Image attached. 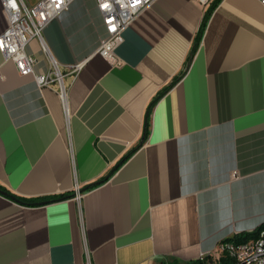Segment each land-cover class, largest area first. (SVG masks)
Segmentation results:
<instances>
[{
    "label": "crops",
    "instance_id": "obj_1",
    "mask_svg": "<svg viewBox=\"0 0 264 264\" xmlns=\"http://www.w3.org/2000/svg\"><path fill=\"white\" fill-rule=\"evenodd\" d=\"M214 2L155 0L111 63L97 52L95 0H74L44 30L50 53L28 47L36 73L52 57L84 63L66 77L69 118L56 85L40 88L0 52V185L74 194L30 206L0 193V264H191L264 224V6L220 0L191 57ZM176 77L143 142L150 103Z\"/></svg>",
    "mask_w": 264,
    "mask_h": 264
},
{
    "label": "built area",
    "instance_id": "obj_2",
    "mask_svg": "<svg viewBox=\"0 0 264 264\" xmlns=\"http://www.w3.org/2000/svg\"><path fill=\"white\" fill-rule=\"evenodd\" d=\"M74 0H37L33 5L27 0H0L7 19V28L0 35V52L6 60H12L21 75H32L40 88L56 85L57 94L66 118L70 112L67 106L68 85L66 77L76 79L84 63L62 68L52 57L51 68L46 73H36L38 63L35 56L28 52L30 42L37 40L43 52L50 53L44 30L49 23L69 10ZM155 0H95L102 17L105 37L97 50L111 63H118L117 48L123 42V33L136 18ZM207 4L212 0H196ZM264 6V0H259ZM79 197L80 187L75 186ZM209 256L213 263L222 264V258L231 260L228 264H264V230L258 238L246 242L226 239L214 252L202 254L201 260Z\"/></svg>",
    "mask_w": 264,
    "mask_h": 264
},
{
    "label": "trees",
    "instance_id": "obj_3",
    "mask_svg": "<svg viewBox=\"0 0 264 264\" xmlns=\"http://www.w3.org/2000/svg\"><path fill=\"white\" fill-rule=\"evenodd\" d=\"M220 0H215V2L212 4V6L210 7V9L207 11V13L204 16V19L202 21L199 33L196 37V42L194 44V47L192 48V52H191V57L194 55V53L196 52V50L198 49V46L200 44L204 29L206 27L208 18L211 14V12L213 11V9L217 6V4L219 3ZM180 79V77H176L173 82L167 86L166 88H164L159 94L158 96L150 103V106L148 107V111L146 114V124L144 127V132H143V142L145 141V139L147 138L148 135V125H149V119H150V114L152 109L154 108V106L156 105V103L158 102V100L163 97L173 86L174 84ZM142 142V143H143ZM141 146V144H139L138 146H136L134 149H132L126 156H124L116 165L115 167L112 169V171L104 178H101L99 180H97L96 182L86 186L85 188H83L82 190L80 189V192L82 193L85 190H89L91 188L97 187L101 184H103L105 181L108 180V178L110 177V175H112L119 167H121V165H123V163L125 161H127L133 154L134 152ZM0 191L3 192L5 195H7L8 197L14 199L15 201H17L18 203L24 204V205H30V206H38V205H44V204H49V203H53L56 201H60V200H65L68 198L73 197V193H64V194H59V195H53V196H47L41 199L38 198H25V197H21L18 196L16 194H13L12 192H10L7 188L3 187L0 185ZM264 230V224L261 225L259 228H257L254 232L251 233H247V234H243V235H237L235 237L232 238H228L229 240H234L235 242H246L249 241L251 239H255L259 237L260 232ZM231 263V260L223 257L222 258V264H228ZM191 264H217V263H213L211 258L209 256H206L204 258V260H197L195 262H192Z\"/></svg>",
    "mask_w": 264,
    "mask_h": 264
},
{
    "label": "water",
    "instance_id": "obj_4",
    "mask_svg": "<svg viewBox=\"0 0 264 264\" xmlns=\"http://www.w3.org/2000/svg\"><path fill=\"white\" fill-rule=\"evenodd\" d=\"M0 193L4 194L3 192L0 191Z\"/></svg>",
    "mask_w": 264,
    "mask_h": 264
},
{
    "label": "rangeland",
    "instance_id": "obj_5",
    "mask_svg": "<svg viewBox=\"0 0 264 264\" xmlns=\"http://www.w3.org/2000/svg\"><path fill=\"white\" fill-rule=\"evenodd\" d=\"M28 1H30V0H28Z\"/></svg>",
    "mask_w": 264,
    "mask_h": 264
}]
</instances>
